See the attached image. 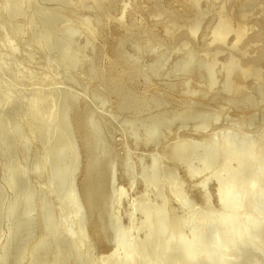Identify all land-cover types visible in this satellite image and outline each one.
I'll list each match as a JSON object with an SVG mask.
<instances>
[{
    "label": "bare ground",
    "instance_id": "1",
    "mask_svg": "<svg viewBox=\"0 0 264 264\" xmlns=\"http://www.w3.org/2000/svg\"><path fill=\"white\" fill-rule=\"evenodd\" d=\"M0 264H264V0H0Z\"/></svg>",
    "mask_w": 264,
    "mask_h": 264
}]
</instances>
